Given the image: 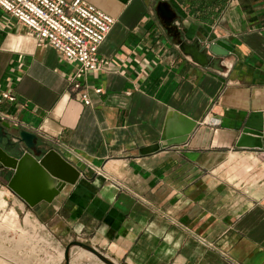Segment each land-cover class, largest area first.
<instances>
[{
    "label": "crops",
    "instance_id": "obj_1",
    "mask_svg": "<svg viewBox=\"0 0 264 264\" xmlns=\"http://www.w3.org/2000/svg\"><path fill=\"white\" fill-rule=\"evenodd\" d=\"M85 1L116 23L77 91V63L0 7V92L17 95L0 118L82 172L52 203L10 190L11 203L118 264H264V148L236 146L244 128L264 132V0H169L205 66L168 35L160 0ZM218 41L228 54L212 53ZM193 123L186 143L163 148Z\"/></svg>",
    "mask_w": 264,
    "mask_h": 264
},
{
    "label": "water",
    "instance_id": "obj_2",
    "mask_svg": "<svg viewBox=\"0 0 264 264\" xmlns=\"http://www.w3.org/2000/svg\"><path fill=\"white\" fill-rule=\"evenodd\" d=\"M157 15L168 35L174 39L180 49L201 65H209L211 60L200 43H188L177 25L180 15L169 0H160L156 5ZM210 50L217 55H226L231 48L223 41L212 44ZM196 123L180 134L167 132L162 138L163 148L186 143L194 131ZM264 132L244 128L236 146L238 148H264ZM9 169L12 176L8 187L30 207L46 201L52 203L68 184H76L82 172L64 158L57 150L44 152L36 132L21 125H13L0 118V171ZM86 251L97 256L105 264H118L96 247L82 241H73ZM70 245L65 250L66 264H70Z\"/></svg>",
    "mask_w": 264,
    "mask_h": 264
},
{
    "label": "built area",
    "instance_id": "obj_3",
    "mask_svg": "<svg viewBox=\"0 0 264 264\" xmlns=\"http://www.w3.org/2000/svg\"><path fill=\"white\" fill-rule=\"evenodd\" d=\"M0 7L26 25L39 42L50 43L65 59L77 63V71L68 77L73 91L84 87L89 72L100 69V47L116 23L111 15L85 0H0ZM82 98L90 104L87 93ZM4 101L16 102V93L1 91L0 104ZM220 122L210 119L214 126Z\"/></svg>",
    "mask_w": 264,
    "mask_h": 264
},
{
    "label": "rangeland",
    "instance_id": "obj_4",
    "mask_svg": "<svg viewBox=\"0 0 264 264\" xmlns=\"http://www.w3.org/2000/svg\"><path fill=\"white\" fill-rule=\"evenodd\" d=\"M8 180L9 176L0 175V253L7 255L6 259L0 257V264H27L28 260L29 264H66L68 245L71 246L70 264H105L94 254L72 244L73 241L90 244L84 236L63 235L52 225L41 223L32 210H23L11 203ZM12 220L17 223L13 224Z\"/></svg>",
    "mask_w": 264,
    "mask_h": 264
},
{
    "label": "bare ground",
    "instance_id": "obj_5",
    "mask_svg": "<svg viewBox=\"0 0 264 264\" xmlns=\"http://www.w3.org/2000/svg\"><path fill=\"white\" fill-rule=\"evenodd\" d=\"M12 213H13V212H11V214H12ZM7 216H8V215H7ZM7 216H6V217H7ZM11 222H12L13 224L17 223L15 220H12ZM16 227H17V226H16Z\"/></svg>",
    "mask_w": 264,
    "mask_h": 264
}]
</instances>
